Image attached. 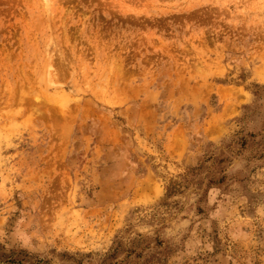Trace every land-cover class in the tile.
<instances>
[{"label":"rangeland","instance_id":"374dc122","mask_svg":"<svg viewBox=\"0 0 264 264\" xmlns=\"http://www.w3.org/2000/svg\"><path fill=\"white\" fill-rule=\"evenodd\" d=\"M0 264H264V0H0Z\"/></svg>","mask_w":264,"mask_h":264}]
</instances>
